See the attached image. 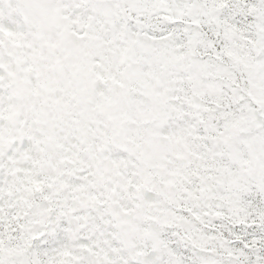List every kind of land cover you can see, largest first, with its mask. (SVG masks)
I'll list each match as a JSON object with an SVG mask.
<instances>
[{
    "label": "snow or ice",
    "instance_id": "1",
    "mask_svg": "<svg viewBox=\"0 0 264 264\" xmlns=\"http://www.w3.org/2000/svg\"><path fill=\"white\" fill-rule=\"evenodd\" d=\"M0 264H264V0H0Z\"/></svg>",
    "mask_w": 264,
    "mask_h": 264
}]
</instances>
